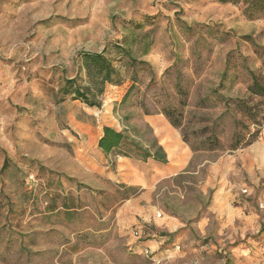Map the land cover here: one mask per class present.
Here are the masks:
<instances>
[{"label":"rangeland","instance_id":"rangeland-1","mask_svg":"<svg viewBox=\"0 0 264 264\" xmlns=\"http://www.w3.org/2000/svg\"><path fill=\"white\" fill-rule=\"evenodd\" d=\"M103 51L120 77L100 108L63 97L66 79L90 84L81 55ZM253 79L264 0H0V264H264V177L241 162L264 154ZM151 119L188 146L185 170L153 189L100 180L98 131L153 152Z\"/></svg>","mask_w":264,"mask_h":264},{"label":"crops","instance_id":"crops-1","mask_svg":"<svg viewBox=\"0 0 264 264\" xmlns=\"http://www.w3.org/2000/svg\"><path fill=\"white\" fill-rule=\"evenodd\" d=\"M149 127L153 130V135L156 139V144L160 147L165 154L166 162H157L153 159H147L146 161L142 160H131L129 158L118 157L115 159L114 167L112 170L109 166L112 165L110 162V157L112 153L106 154L99 147L98 143L101 137L103 136V128L102 131H98L97 133V146L95 150V154L97 158L100 159L99 166H95L97 177L100 180H114L113 172L123 181L128 179L131 185H139L144 187H149L153 189L157 182L163 179H168L178 175L180 172L185 170L188 166L192 153L187 145H185L177 131H175L172 126L163 121L162 119H151L147 120ZM77 128L81 132L90 133L92 131L90 126H86L81 124L80 122H76ZM108 127V126H105ZM109 128V127H108ZM111 128V127H110ZM91 130V131H90ZM116 130V129H114ZM120 132V130H116ZM260 150L264 151V147L261 146ZM116 158V157H115ZM241 162L243 166L245 165L246 173L249 175L251 179H256L259 181L258 177H264L263 171L261 173H254V165L264 166V154H262L259 158H251L247 155L241 156ZM110 163V164H109ZM140 170H144L147 176V180L144 178H140ZM258 175V176H257ZM146 197V196H145ZM149 198V197H148ZM146 198V199H148ZM211 206H209V211H212ZM230 207V206H229ZM237 212L238 215H245L244 211L246 210V206L242 204L238 207ZM228 209V208H227ZM139 215H141L144 210H138ZM226 212V211H225ZM137 213V212H136ZM137 213V214H138ZM215 213V210H214ZM219 215L220 213L216 211ZM250 214H253V210H249ZM222 214H220L221 216ZM172 228L175 226L174 222H171ZM153 246V244H152ZM154 247V246H153Z\"/></svg>","mask_w":264,"mask_h":264},{"label":"trees","instance_id":"trees-1","mask_svg":"<svg viewBox=\"0 0 264 264\" xmlns=\"http://www.w3.org/2000/svg\"><path fill=\"white\" fill-rule=\"evenodd\" d=\"M219 3L237 4L244 0H216ZM262 8V7H261ZM119 54L121 57H127L131 59V52L125 48L118 46ZM83 67L87 72L90 84L86 87L77 85L76 78L66 79L65 86L62 89L61 94L63 97H70L72 100H78L88 108L99 109L100 97L104 93L105 86L107 84H116L120 77V70L115 66L114 61L106 56L103 51L101 53H84L81 55ZM116 61H121L116 60ZM253 84L250 86L249 91L261 97H264V87L253 79ZM128 94V93H127ZM127 94L123 97V101L126 100ZM176 125V124H174ZM133 147L135 151H138L135 155V159L146 161L147 159H153L157 162L165 163V154L157 144H152L151 148L154 149L151 152L148 148L139 149L136 145L132 144L130 140L124 135L123 132H118L112 128L105 127L103 129V136L99 140L98 147L106 154L113 153L116 157L129 158L128 152L123 151L122 147Z\"/></svg>","mask_w":264,"mask_h":264},{"label":"built area","instance_id":"built-area-1","mask_svg":"<svg viewBox=\"0 0 264 264\" xmlns=\"http://www.w3.org/2000/svg\"><path fill=\"white\" fill-rule=\"evenodd\" d=\"M242 192H245V190H243ZM135 236H136L137 239H140V238H142L143 233L141 232V230L140 231H136L135 232ZM147 251H148V249L146 250V252Z\"/></svg>","mask_w":264,"mask_h":264}]
</instances>
